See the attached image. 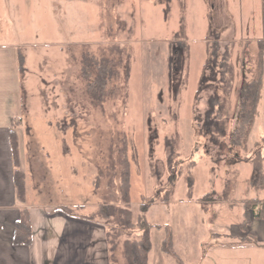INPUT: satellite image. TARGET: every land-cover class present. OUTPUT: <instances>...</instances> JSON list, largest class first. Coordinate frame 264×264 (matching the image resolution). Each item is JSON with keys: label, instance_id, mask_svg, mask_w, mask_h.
Wrapping results in <instances>:
<instances>
[{"label": "rangeland", "instance_id": "rangeland-1", "mask_svg": "<svg viewBox=\"0 0 264 264\" xmlns=\"http://www.w3.org/2000/svg\"><path fill=\"white\" fill-rule=\"evenodd\" d=\"M208 26L219 31L220 53L232 47L235 71L247 80L255 76L257 42L263 38L261 0H0V45L14 50L21 46L26 57V69L19 74L21 139L30 163L40 158L48 168L46 181L32 189L30 201L67 203L78 214L101 223L100 203L122 205L114 174L115 152L110 150L126 133L138 152L130 175V209L136 218L147 196H159L170 188L168 177L180 165L177 162L170 169L167 164L166 136L175 142L185 163L192 158L196 164L190 169L191 187L188 167L183 166L170 200L149 203L148 264H177L160 248L166 225L173 251L185 264H215L212 255L217 264H245L247 252H255L245 240L233 235L230 246L220 243L228 242L226 234L238 228L242 201L261 197L264 191L250 184L251 165L225 157L227 137L220 138V145L198 132L209 98L215 91L221 94V83L212 79L196 93ZM183 34L190 44L188 78L177 96L167 84L166 63L169 43ZM113 43L132 48L128 99L109 97L95 107L80 76L81 48L88 44L98 53L101 46ZM179 72L174 73L175 86ZM205 73L212 76L209 67ZM223 96L232 103L233 94ZM258 109L248 145L258 142L264 154V84ZM234 125L235 120L229 121L228 130ZM149 128L157 136L154 175L148 169ZM237 151L241 157L253 156ZM216 231L218 235L213 234ZM123 238H117L110 251L105 234L109 264H126ZM252 258L255 263L256 257ZM262 258L264 254L258 260Z\"/></svg>", "mask_w": 264, "mask_h": 264}, {"label": "trees", "instance_id": "trees-1", "mask_svg": "<svg viewBox=\"0 0 264 264\" xmlns=\"http://www.w3.org/2000/svg\"><path fill=\"white\" fill-rule=\"evenodd\" d=\"M261 23L263 38L257 42L256 55V75L247 80L242 74L234 69L233 49L231 46L224 48L222 53L219 52V31L208 26L205 35V58L201 67V73L198 79L196 93L203 89V85L212 79L221 83V94L215 91L212 97L209 98V107L205 111L202 126L198 132L202 134L204 139L207 138L209 142L220 144L221 137H227L225 148V157L230 162L238 161L248 162L251 165L253 176L250 180L252 186L258 189H264V154H261L256 144L249 146L248 140L250 132L255 124L256 117L259 114V104L263 97V79H264V0H261ZM169 43L167 53V84L171 91L178 96L185 88L187 83L188 61L190 56V44L183 34L182 37H175ZM81 67L80 76L85 83V91L91 97V104L95 107H101L109 97L123 98L125 102L128 99L129 79L132 67V48L128 47L125 50L123 46L118 44H108L101 46L98 53H95L88 44H83L81 48ZM18 71L23 72L26 69V57L23 48L16 49ZM180 67L177 66V62ZM212 70L211 75H206V69ZM180 70L179 81L174 85V73ZM219 74L218 77L215 75ZM241 75V79L237 78ZM212 77V78H211ZM219 84H215L217 86ZM174 87V88H172ZM233 94L232 103L227 102L226 96ZM179 105V102H178ZM126 107V106H125ZM176 118V116H172ZM235 120V125L228 130L227 123ZM58 121H56V124ZM57 127V126H56ZM58 128V127H57ZM149 148H148V169L149 173L154 175L156 173V156L154 148L157 144L156 133L149 128ZM152 133V134H151ZM154 133V134H153ZM119 147H118V145ZM175 142L164 137L165 148H168L167 164L170 169H174V164L179 163L177 172L169 175L168 180L171 183L170 188L164 190L159 196H147V203L143 202L139 205V214L134 218L130 209V189H131V164L137 163L138 152L136 147L131 144L130 139L126 133L119 135L118 142H114L116 148H112L110 153L115 152L114 174L118 178L117 192L119 195V202L122 205L108 204L102 202L98 205L97 216L101 218V223L105 227V234L107 242L109 243V250L111 251L116 245V239L124 236L122 240L123 255L126 264H148V253L151 249L150 228L152 225L145 217V212L148 210L149 203L155 201L167 202L173 193L174 182L177 174L181 172L183 166L188 167L187 182L188 186L192 185V177L190 169L195 166L196 161L192 158L185 163L184 159L180 158L174 147ZM132 145L131 151L128 152V147ZM222 145V144H220ZM128 146V147H127ZM10 148L14 163H17L19 155V142L14 132L10 133ZM237 149H241L246 154L253 156L244 157L239 156ZM208 152V149H206ZM254 152V153H253ZM134 161V162H131ZM185 163V164H184ZM14 185L16 193L20 198L24 195V173L16 165L14 168ZM190 192V190H189ZM207 192L205 196L210 195ZM204 199V198H203ZM257 204V199H247L243 201V220L240 227H246L250 223V209L253 211ZM66 214L76 215L72 208L61 207ZM262 209V208H261ZM254 214V212H253ZM255 215H259L255 214ZM86 219H92L87 215H81ZM109 224L106 229L105 224ZM21 236L20 240L24 244L31 242V228L30 224L23 216L16 222L14 242L19 240L17 236ZM24 238V239H23ZM264 245V243H259ZM161 250L173 256L177 264H185L182 258L173 251L172 233L169 225L165 226V235L161 241Z\"/></svg>", "mask_w": 264, "mask_h": 264}, {"label": "crops", "instance_id": "crops-1", "mask_svg": "<svg viewBox=\"0 0 264 264\" xmlns=\"http://www.w3.org/2000/svg\"><path fill=\"white\" fill-rule=\"evenodd\" d=\"M19 74L16 50L11 46L0 45V264H109L105 228L101 223L86 219L81 216L85 214L80 215L74 210L72 211L76 215H69L58 209L71 208L67 203L30 201L32 189L46 181L48 168L40 158H33L30 163L28 148L21 139L23 104L19 98ZM12 132L16 134L19 142L17 163H14L10 148ZM16 165L24 173L23 198L18 196L14 185L13 173ZM254 198L257 199V204L253 211L250 209V223L245 228L240 227L244 218L242 206V218L238 228H233L232 233L226 234L229 236L225 239L228 242H221L220 246H230L232 240L229 238L235 235L245 240L251 251H255L247 252L243 258L245 264H264V258L262 262L258 260L259 255L264 254V245L259 244L264 243V193L261 197L256 195L246 199ZM258 213L259 215H255ZM22 216L30 224V244H24L20 235L17 236L19 240H13L16 222ZM213 234L218 235V232ZM205 252L206 250L200 256H204ZM252 256L256 257L255 263ZM212 262L217 264L214 255Z\"/></svg>", "mask_w": 264, "mask_h": 264}]
</instances>
